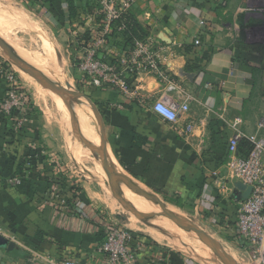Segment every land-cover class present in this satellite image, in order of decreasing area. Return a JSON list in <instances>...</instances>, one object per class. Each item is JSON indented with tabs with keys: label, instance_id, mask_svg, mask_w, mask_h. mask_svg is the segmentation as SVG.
Segmentation results:
<instances>
[{
	"label": "crops",
	"instance_id": "crops-1",
	"mask_svg": "<svg viewBox=\"0 0 264 264\" xmlns=\"http://www.w3.org/2000/svg\"><path fill=\"white\" fill-rule=\"evenodd\" d=\"M9 1L27 6L33 14L42 15L45 11L61 24L63 31L77 27L78 17L86 6V0H1L0 4L11 6ZM18 14L24 17L22 13ZM132 15L143 29L144 39L153 41L151 51L158 55L159 62L172 79L170 83L160 84L148 73L141 72L134 90L151 100L168 97L177 106L188 100L191 111L182 115L178 124L183 129L193 123L195 130L187 139L136 101L111 90L88 88L86 92L97 104L106 129L108 166L118 167L129 188L132 186L133 190L154 202L155 205L147 210L160 212L161 209L160 214L141 212L131 205L137 211V214L132 213L142 221L166 218L184 231L195 232L197 228L208 234L196 225L195 218L190 220L193 222L190 229L181 223L182 218L178 222L171 219L170 214L179 215L170 212L165 200L173 196L190 198L201 202L200 208L215 204L217 211L212 217V227L219 240L208 235L218 249L213 259L202 261L206 264H231V261L241 264L243 244L236 229V182L228 179L230 188L233 186L232 193L222 196L211 183V172L215 169L223 176L231 177L224 159L230 137L226 124L240 119L239 128L246 134H255L264 119V0H140L132 9ZM8 23L0 17V31H6ZM34 32L43 46L42 53L32 55L38 65L47 69L51 79L22 55L14 54L3 37L0 42L6 49L0 44V56L9 60V54L34 66L44 80L61 88L65 64L61 58L56 59L53 40L40 30L34 29ZM197 41L199 45H196ZM118 53L119 49L114 47L107 54L108 60L115 63ZM9 62L31 92L23 76L29 75L27 69L11 59ZM5 93L6 86L0 77V101ZM29 95L35 111L28 132L14 134L8 126L0 127V178L5 182L0 187V234L15 243L11 252L0 248V264H49L35 260L33 253L59 260L75 259L84 264H102L103 256L97 250L102 236L93 229L92 220L76 217L53 203L49 190L51 178L47 176L51 168L47 157H42V150L57 155L65 167V174L56 177L54 182L69 204L78 201L87 213L96 216L103 210L93 203L85 184L72 176L70 154L53 141L52 114L48 115L39 98ZM98 127L100 132L95 138L101 145L99 122ZM259 136L264 138V129ZM204 157L209 161L205 162ZM40 164L43 172L41 167L37 169ZM112 174L121 186H126L122 179L118 180ZM19 176L23 177L20 184L8 183ZM140 200L142 202V198ZM105 219L111 222L106 214ZM132 231L147 238L148 245L139 249L142 264L153 263L163 256L172 264H204L163 244L166 241H161L154 233Z\"/></svg>",
	"mask_w": 264,
	"mask_h": 264
},
{
	"label": "built area",
	"instance_id": "built-area-1",
	"mask_svg": "<svg viewBox=\"0 0 264 264\" xmlns=\"http://www.w3.org/2000/svg\"><path fill=\"white\" fill-rule=\"evenodd\" d=\"M139 1L86 0V6L78 17L76 27L79 38L76 43L78 55H75L74 64L81 76L80 84L86 89L111 90L119 96L136 101L167 122L173 131L188 139L195 130V124L189 123L183 129L178 124L181 116L191 111L188 100L177 106L168 97L151 100L134 90L135 82L141 72L148 73L160 84L172 82L169 72L159 62L158 55L151 51L152 40H135L133 49L128 53L119 51L115 63L108 60L107 54L114 49L108 40V36L113 32V23L121 21V18L137 6ZM125 30L126 26L122 23L118 31ZM199 44L200 42L197 41L196 45ZM0 77L6 86L5 96L0 101V127L6 125L10 132L24 135L28 132L27 127L35 109L18 72L9 60L2 56H0ZM240 124V119L232 124H226L230 137L224 159L231 177L227 178L214 169L211 172V183L222 196H229L232 193L233 186L230 188L228 179L251 187V193L247 198H243L244 192H240V198L235 199L237 235L243 244L241 264H264V138L259 136V132L264 129V119L258 125V132L255 134H246L239 128ZM242 141L251 145L247 155L239 153V145ZM41 153L42 157H47L51 168L47 176L51 178L49 190L53 203L76 217L91 219L95 227L93 229L101 233L102 238L97 250L103 256L102 264H142L139 249H144L148 245L147 241L133 235L132 230L107 222L103 211H100L99 216L91 215L86 212L82 203L73 201L69 204L63 198L61 188L54 182L56 177L65 174L60 158L44 150ZM204 161L208 162L209 159L205 158ZM40 167L41 164L37 165V169ZM41 169L43 172L44 169L42 167ZM22 178V176L16 177L8 183L20 184ZM4 183L0 178V187ZM33 254L35 260L46 261L49 264H84L70 258L59 260L40 253ZM150 264L172 263L169 258L163 256Z\"/></svg>",
	"mask_w": 264,
	"mask_h": 264
},
{
	"label": "rangeland",
	"instance_id": "rangeland-1",
	"mask_svg": "<svg viewBox=\"0 0 264 264\" xmlns=\"http://www.w3.org/2000/svg\"><path fill=\"white\" fill-rule=\"evenodd\" d=\"M9 3L12 5L2 7V4H0V17L9 21L7 30L0 31V38L3 37L5 39L8 46L12 48L14 54H18V56L22 55L28 63H32L39 67L46 74L47 69L38 65L36 59L32 55L37 52L42 53L43 46L41 39L34 32V29L45 33L46 36L53 40L52 44L55 46L56 59L57 57H59V59L61 58L65 64V80L63 81L61 78L63 85L59 86L71 92L85 93L87 89L80 84L81 76L74 64V60L78 55L76 43L79 35L76 33L77 28L68 27L69 30L65 29V31H63L61 24L58 23V21H54L45 11L42 12V15H37L31 13L27 6L24 7L14 1H9ZM18 13H22L24 17ZM35 71L37 72L36 74L28 72V76L22 73V75L24 74L23 76L26 80V84L30 87L31 92H28L31 96L33 95V97L35 96L41 100L42 107L45 111H48V115L52 114L53 141H55L63 151H67L70 154L72 158L71 167L74 173L72 176L78 178L83 185L85 184L87 190L91 192L92 199L94 200L93 203L96 207L101 208L113 224L130 230L132 229L129 226L130 222L137 223L138 226L140 225L143 229L158 235L161 241H166L163 242V244H166L174 250H180L183 254L193 258L196 262L206 264L205 261L202 260L213 259L216 252L210 235L212 238L219 240L218 236L215 234V228L212 227V217L215 216L217 211L216 205L212 203V205L207 204L206 206L205 204V206L200 208L201 202L190 200V198L183 199L180 197L176 200L177 202L168 201V197H166L167 200H165L166 205L171 209L170 212L173 211V213L181 216L183 220L181 223H184V226L187 228L193 225V222L190 220L195 218L196 225L210 234L208 235L205 233L209 237L207 240L194 231L182 230L177 223L166 218H159L157 221H154L155 219L142 221L137 218L132 211L128 210L126 206L116 199L114 189L103 168L102 154L105 152L107 158L109 155L106 146L107 133L104 123L102 128L105 133V143L103 140L100 145L95 138L100 132L98 123L92 112L93 110L85 101L83 102L84 99L81 96L82 99L77 95L70 96V94H68L64 100L65 96L62 95L61 92L58 93L54 92V90L53 92L46 90L32 78L36 75L43 78L38 70ZM56 73L58 72L56 71ZM59 75L58 73L57 76ZM46 76L51 79L50 76ZM73 102L74 104H72ZM98 138L100 139L101 136H98ZM132 183L136 184V182ZM136 185L138 186L139 184ZM132 188V186L130 188L127 186H123L122 188L119 187L120 197L126 200L130 205L143 210H147L148 207L152 208L155 205L148 197H144ZM141 198L142 202L140 200ZM150 223H153V226L150 225ZM132 230L142 232L141 230ZM143 233L147 234L145 232ZM161 235H165V237Z\"/></svg>",
	"mask_w": 264,
	"mask_h": 264
},
{
	"label": "water",
	"instance_id": "water-1",
	"mask_svg": "<svg viewBox=\"0 0 264 264\" xmlns=\"http://www.w3.org/2000/svg\"><path fill=\"white\" fill-rule=\"evenodd\" d=\"M0 44L5 48V45L3 43L0 42ZM6 49V48H5ZM7 53V52H6ZM8 56V59L14 61L15 63H18V65H20L21 67H24L27 69V71L29 73H33V74H36L37 72L35 71L34 68H32L31 66L27 65V64H24L23 62L19 61L17 58H15L14 56H10L9 54H7ZM36 79L38 81H40L43 85L47 86V87H50L52 90H54V92H61L62 95L66 96L67 94H73V95H77V96H81L83 98H85V100L89 103V105L94 109L95 113L100 117V120H101V129H102V134H103V137H104V143H105V133H104V130L102 128L103 126V121H102V116L100 114V112L98 111L94 101L89 98L84 92L81 94V93H75V92H71L69 90H64V89H60V87H57L55 86L54 84L51 85L49 84L46 80H44V78H42L41 76H38L36 75L35 76ZM102 161H103V168L107 174V176L110 178L111 180V186L112 188L114 189V192H115V197L119 200V202L121 204H123L124 206H126L128 208V210L132 211L133 213H136L137 214V211L131 206L129 205L125 200H123L121 197H120V194H119V189L117 188L116 186V183L115 181L113 180V177H112V172H110V168H109V160L108 158L106 157L105 155V152H103L102 154ZM251 187H248L246 186L245 184H243L242 182H236L235 183V192H234V196H235V199H239L240 198V192H244V194L242 195L243 198H247L250 193H251ZM139 215L141 216H145L143 214H140ZM169 217L175 221L181 219V217L177 216V215H174V214H170ZM178 222V221H177ZM196 233H198L202 238H204L205 240L209 239V237L204 233L202 232L201 230L195 228L194 229ZM211 241L213 242V247L215 249V251H217V246L215 244V241L211 239ZM0 248H7L9 252H11L14 248H15V243L10 241L9 239L5 238L3 235L0 234ZM231 264L232 261H231Z\"/></svg>",
	"mask_w": 264,
	"mask_h": 264
},
{
	"label": "trees",
	"instance_id": "trees-1",
	"mask_svg": "<svg viewBox=\"0 0 264 264\" xmlns=\"http://www.w3.org/2000/svg\"><path fill=\"white\" fill-rule=\"evenodd\" d=\"M70 1V0H68ZM72 6V3H71ZM72 14L75 15L72 7ZM124 23L126 26L125 31H118L121 24ZM145 38V34L143 33V29L139 26L138 22L132 15V10L128 11L122 18L121 21H117L113 23V32L108 36L109 43L115 47L118 48L119 51L122 53H128L130 50L134 47V41L135 40H143ZM110 45V47H111ZM116 61V60H115ZM85 94L92 99V97L89 95L88 92H85ZM93 100V99H92ZM97 106V104L95 103ZM251 150V145L246 142L242 141L239 145V153L241 155H247L249 151ZM244 154H243V153ZM206 155V154H205ZM47 180V179H46ZM41 183H43L45 180L44 178L41 179ZM49 181V180H47ZM179 199L177 196L169 197L168 201L171 202H177L176 200ZM133 235L142 238L147 239L145 236H141L136 234L135 232L131 231Z\"/></svg>",
	"mask_w": 264,
	"mask_h": 264
},
{
	"label": "bare ground",
	"instance_id": "bare-ground-1",
	"mask_svg": "<svg viewBox=\"0 0 264 264\" xmlns=\"http://www.w3.org/2000/svg\"><path fill=\"white\" fill-rule=\"evenodd\" d=\"M0 51L2 52V49L0 48ZM46 75H48V73L46 74ZM50 75V74H49ZM48 75V76H49ZM83 98V97H82ZM84 99V101L89 105V103L85 100V98H83ZM77 103V102H76ZM90 106V105H89ZM90 108L93 110L92 112L95 114V118H96V121H97V123L99 122V124H100V127H101V120H100V117L95 113V111H94V109L90 106ZM100 136H101V138H102V140H104V137H103V134L102 133H100ZM95 142H96V140H95ZM109 168L111 169L110 170V172L112 171L117 177H118V180H121L124 184L123 185H126V180H125V178H124V176H122L121 175V173H120V171L118 170V167H116L115 165H110L109 166ZM112 176L114 177V175L112 174ZM107 178H108V180L110 181V183H111V180H110V178L107 176ZM115 178V177H114ZM116 179V178H115ZM115 179H113L114 181H115V183H116V186H117V188H122L123 186H121L120 184H119V182H117V180H115ZM127 187H128V185H126ZM133 206V205H132ZM133 207H135V208H137L138 210H140L141 212H155V211H151V210H143V209H140V208H138V207H136V206H133ZM171 210V209H170ZM162 211H161V209H160V212H155V213H157V214H160ZM132 229H136V230H141V231H144L145 233H147V234H149V235H153V233L152 232H149V231H147V230H145V229H143V228H141L140 226H138V224L137 223H134V222H130V225H129ZM157 240H159V239H157Z\"/></svg>",
	"mask_w": 264,
	"mask_h": 264
}]
</instances>
